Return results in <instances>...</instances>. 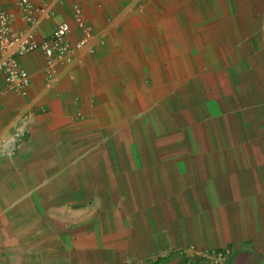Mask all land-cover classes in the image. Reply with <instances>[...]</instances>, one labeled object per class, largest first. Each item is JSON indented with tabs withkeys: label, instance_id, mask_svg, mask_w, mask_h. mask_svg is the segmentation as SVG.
<instances>
[{
	"label": "crops",
	"instance_id": "obj_1",
	"mask_svg": "<svg viewBox=\"0 0 264 264\" xmlns=\"http://www.w3.org/2000/svg\"><path fill=\"white\" fill-rule=\"evenodd\" d=\"M72 4L73 61L46 83L19 57L24 96L0 77V139L29 113L0 159V264H264V0H62L73 43Z\"/></svg>",
	"mask_w": 264,
	"mask_h": 264
},
{
	"label": "built area",
	"instance_id": "obj_2",
	"mask_svg": "<svg viewBox=\"0 0 264 264\" xmlns=\"http://www.w3.org/2000/svg\"><path fill=\"white\" fill-rule=\"evenodd\" d=\"M12 2L25 26L21 29L14 28L12 15L0 8V77L7 90L24 96L30 82V75L21 67L19 57L39 51L44 62V79L48 83L56 75L57 67L71 63L76 53L86 47L92 35L85 24L82 10L77 4L71 5V20L80 32L78 38L72 43L68 40L69 23L56 19L54 12V6L60 4L62 0H46L38 5H34L30 0H12ZM45 20L53 21L51 31L37 39V28ZM87 49L91 51V47ZM28 115V112H21L10 130L0 139V159L8 158L16 153L19 143L28 133ZM228 252L225 248L198 250L187 247L181 249L179 254L206 259L210 264H215L221 262Z\"/></svg>",
	"mask_w": 264,
	"mask_h": 264
},
{
	"label": "rangeland",
	"instance_id": "obj_3",
	"mask_svg": "<svg viewBox=\"0 0 264 264\" xmlns=\"http://www.w3.org/2000/svg\"><path fill=\"white\" fill-rule=\"evenodd\" d=\"M179 252H181V250Z\"/></svg>",
	"mask_w": 264,
	"mask_h": 264
}]
</instances>
